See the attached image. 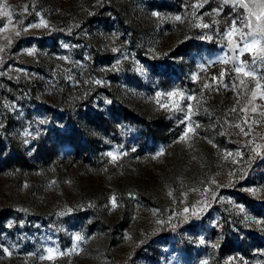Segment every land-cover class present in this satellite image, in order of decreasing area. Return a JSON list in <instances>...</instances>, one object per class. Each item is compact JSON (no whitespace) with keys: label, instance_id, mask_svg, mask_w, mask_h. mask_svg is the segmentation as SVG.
Returning <instances> with one entry per match:
<instances>
[{"label":"rangeland","instance_id":"obj_1","mask_svg":"<svg viewBox=\"0 0 264 264\" xmlns=\"http://www.w3.org/2000/svg\"><path fill=\"white\" fill-rule=\"evenodd\" d=\"M244 2L0 0V264H264Z\"/></svg>","mask_w":264,"mask_h":264},{"label":"snow or ice","instance_id":"obj_2","mask_svg":"<svg viewBox=\"0 0 264 264\" xmlns=\"http://www.w3.org/2000/svg\"><path fill=\"white\" fill-rule=\"evenodd\" d=\"M239 6L241 7H245V8H249V5L247 3L244 2V0H238ZM0 7H2V5H0ZM3 15L7 16L10 15L6 10L3 12ZM253 16L254 13H252L251 11H249V16L247 17V21L244 24V28L247 29V32L244 31H240L236 28L235 22L233 23V25L231 26L230 30L226 33V35L230 38L229 39V44L233 43V40L231 39L232 37H234L235 34L239 33V36L241 38V42L243 43V48H240L239 45H235L236 49H238L239 51H243L244 49H248L249 51L253 52V64L260 62L261 64H264V47H261L260 50L257 52L255 51L256 46L260 43V41L257 39L258 36L260 37H264V13H262L261 15H255V23L253 22ZM175 19L179 20L180 17H176ZM42 25L47 26L45 24V22L43 20H41L40 22ZM204 27H207V25H204ZM27 30V29H25ZM19 34V33H17ZM250 41V42H248ZM10 43V41H9ZM2 50V49H0ZM235 71L237 72H243L245 76L249 75V71H245L243 67H237L235 69ZM221 76H223V73H221ZM193 79H196V77H193ZM241 83H243V81H241ZM205 87H208V85H205ZM257 87L258 88H264V85H261L260 83H257ZM161 93H157V103H160L159 97L161 96ZM164 95H167L168 97H177V96H182L181 93H179L178 91H174V92H168ZM253 95L255 96V93H253ZM262 98H264V92H262L261 94ZM188 99H191V97H188ZM161 107H167V105L165 104H160ZM173 107H178V103H174L172 105ZM189 110L191 109V105L188 106ZM233 111H235V109H233ZM186 119H190V117H186ZM191 130V129H189ZM183 139V137H182ZM257 147H259L257 145ZM109 156H113L112 153H108ZM229 155H231V153H229ZM236 155H239V153H236ZM113 159H115V156H113ZM251 191V190H250ZM185 212H188L189 209H185ZM193 215H196V212L192 213ZM77 239H80L79 237H77ZM7 251V250H5ZM49 252H52V249H49ZM51 258V257H49Z\"/></svg>","mask_w":264,"mask_h":264}]
</instances>
